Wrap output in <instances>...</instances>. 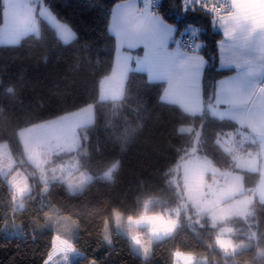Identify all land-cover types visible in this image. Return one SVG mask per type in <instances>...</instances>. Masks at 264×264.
Returning <instances> with one entry per match:
<instances>
[{
	"label": "trees",
	"instance_id": "1",
	"mask_svg": "<svg viewBox=\"0 0 264 264\" xmlns=\"http://www.w3.org/2000/svg\"><path fill=\"white\" fill-rule=\"evenodd\" d=\"M74 32L64 42L52 27L42 23L39 36L28 34L16 44H0V142L22 155L17 132L93 105V122L79 129L75 152L80 169L92 180L79 193H69L62 181H53L45 193L38 182L17 208L11 189L0 176V264H43L52 245L53 231L45 227L53 213L77 223L72 245L82 253L73 264H174L175 254L187 255L192 264H264V202L252 206L253 234L233 235L240 248L225 253L216 247L214 228L194 221L181 210V223L173 235L152 241L151 256L132 252L129 239L114 231L112 211L125 217L164 213L182 205L183 190L172 181L171 169L195 152L219 168L236 170L233 157L220 145L223 137L238 131L229 119H217L204 111L189 114L177 104L161 99L163 82L150 81L143 71L130 70L119 99H99V81L112 70L115 37L108 24L114 5L123 0H43ZM156 11L166 21L191 23L200 29L203 53L209 60L202 76L204 101L214 82L233 72L217 64L221 33L212 13L192 0L185 13L181 0H157ZM3 3L0 0V24ZM193 126L190 132L180 131ZM247 151L255 145L244 143ZM112 165V178L102 174ZM245 189H253L256 175L241 172ZM204 217V216H203ZM200 217V218H203ZM12 218L21 226V236H4L2 225ZM108 222L110 241L104 238ZM242 222V221H234ZM175 258V259H174ZM174 259V261H173Z\"/></svg>",
	"mask_w": 264,
	"mask_h": 264
},
{
	"label": "rangeland",
	"instance_id": "2",
	"mask_svg": "<svg viewBox=\"0 0 264 264\" xmlns=\"http://www.w3.org/2000/svg\"><path fill=\"white\" fill-rule=\"evenodd\" d=\"M2 3L0 44H16L28 34L39 36L42 23L52 27L64 42L74 37L72 29L43 0H2ZM156 3L157 0H123L112 8L108 30L115 37L114 60L111 72L99 81V99L121 98L128 72L143 71L150 81L163 82L162 100L177 104L189 114L207 111L214 118L232 120L241 138H246L251 145L259 144L261 151L260 148L256 151V147L245 151L243 156L232 160L236 170H231L219 168L209 158L196 153L194 144L191 154L171 169L175 184L179 176L182 205L164 213L125 218L113 210V229L129 239L132 252L147 259L151 256L152 241L173 235L184 210L195 222L201 220L213 227L216 247L231 253L241 244L234 241L233 235L250 238L254 233L252 206L256 197L260 200L264 196V96L255 87L219 78L206 103L202 76L209 60L202 51L203 42L200 35L191 39L187 47L183 42L186 36H197L200 29L191 23L166 21L156 11ZM219 17L213 15V25H217ZM185 25L189 31L182 34ZM93 119V105L88 104L19 129L17 137L22 150L19 157L6 141L0 142V176L9 185L17 208L25 206L21 200L31 193V180L41 184V193L53 181H62L69 193H79L92 180L87 170L79 168L76 155L66 154L76 151L80 145L79 129ZM192 128L183 125L180 131L190 132ZM230 143L227 137L220 141L226 152L231 149ZM115 167L112 165L102 176L111 179ZM243 170L255 173L258 194L244 188ZM51 209L53 213L45 227L53 231L52 245L43 264H73L82 256L71 243L77 223L65 215L57 216L54 206ZM239 220L242 222L234 223ZM110 228L106 222L103 233L107 241H110ZM2 232L8 237L22 235L20 224L12 218L4 222ZM175 258L174 264H192L190 256L175 254Z\"/></svg>",
	"mask_w": 264,
	"mask_h": 264
},
{
	"label": "crops",
	"instance_id": "3",
	"mask_svg": "<svg viewBox=\"0 0 264 264\" xmlns=\"http://www.w3.org/2000/svg\"><path fill=\"white\" fill-rule=\"evenodd\" d=\"M230 1L232 5L230 6L229 11L214 15L220 16L218 21H216L217 25H215L221 33V40L219 43L221 45L230 43L232 36H239L242 31L245 35L250 36L253 41V46L246 54L251 63L245 65V62H241V66L237 68L235 61L232 60L225 49L223 47H218V66L221 69L233 70L231 74L220 79H227L229 81L234 80L236 83L243 84L244 86L255 87L254 89L258 91V93H262V96H264V45L258 46L257 44L261 38H264V13L259 15V5L264 4V0ZM250 5L254 7L250 8ZM226 32H229V34L226 35ZM201 71L202 69L200 70V76ZM254 145L256 151L259 148L261 151L259 144ZM251 190L258 194V188L255 186ZM259 199V201L264 202V196ZM256 200H258L257 197Z\"/></svg>",
	"mask_w": 264,
	"mask_h": 264
},
{
	"label": "snow or ice",
	"instance_id": "4",
	"mask_svg": "<svg viewBox=\"0 0 264 264\" xmlns=\"http://www.w3.org/2000/svg\"><path fill=\"white\" fill-rule=\"evenodd\" d=\"M264 4L259 5V9L262 13H264V7H261ZM254 7V6H249ZM182 11L183 12H187L188 9L186 7H184L183 5H181ZM205 8L207 9V6H205ZM188 26L185 25V28L182 30V34L185 32H188ZM226 35L229 34V32L225 33ZM199 37V34L197 36H193L190 39L195 40ZM258 46L259 45H264V38H261L258 42H257ZM188 45L185 44V47H187ZM253 46V41L251 39L250 36L245 35L242 31L241 34L239 36L233 35L232 36V40L230 43L226 44V45H221L218 42V47H223L225 49V51L229 54V56L232 58L233 61H235L236 67L239 68L241 66V62H245L246 64L251 63L250 60H248L247 58V52L250 50V48ZM203 47V46H201ZM47 260V257L45 258Z\"/></svg>",
	"mask_w": 264,
	"mask_h": 264
},
{
	"label": "built area",
	"instance_id": "5",
	"mask_svg": "<svg viewBox=\"0 0 264 264\" xmlns=\"http://www.w3.org/2000/svg\"><path fill=\"white\" fill-rule=\"evenodd\" d=\"M199 8L208 11L209 13L212 14H221L223 13L226 9H229L230 6L232 5L230 0H195ZM181 3L187 7L189 4V0H181ZM207 6V9L205 8ZM184 44H188L191 42V39L189 36H186L183 39ZM230 155L233 158L240 157L244 155V150H245V145L244 143L246 142V138H241V136L237 132H234L231 137H230Z\"/></svg>",
	"mask_w": 264,
	"mask_h": 264
},
{
	"label": "clouds",
	"instance_id": "6",
	"mask_svg": "<svg viewBox=\"0 0 264 264\" xmlns=\"http://www.w3.org/2000/svg\"><path fill=\"white\" fill-rule=\"evenodd\" d=\"M261 7H264V5H262Z\"/></svg>",
	"mask_w": 264,
	"mask_h": 264
}]
</instances>
